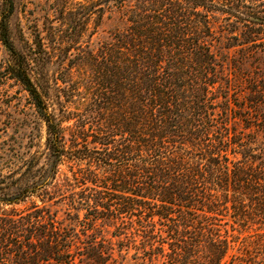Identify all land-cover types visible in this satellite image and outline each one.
Returning <instances> with one entry per match:
<instances>
[{
  "label": "trees",
  "instance_id": "1",
  "mask_svg": "<svg viewBox=\"0 0 264 264\" xmlns=\"http://www.w3.org/2000/svg\"><path fill=\"white\" fill-rule=\"evenodd\" d=\"M18 1H0V90L27 93L46 151L0 169V264H264V143L229 95L264 55V0H85L31 38ZM107 12L128 25L94 51ZM67 160L86 166L60 186Z\"/></svg>",
  "mask_w": 264,
  "mask_h": 264
},
{
  "label": "rangeland",
  "instance_id": "2",
  "mask_svg": "<svg viewBox=\"0 0 264 264\" xmlns=\"http://www.w3.org/2000/svg\"><path fill=\"white\" fill-rule=\"evenodd\" d=\"M82 1L85 0H19L13 24L17 30H22L26 38H31L32 33L36 34L39 30L43 31L44 28L47 29L50 26L48 20L51 23L59 24L57 16L63 11L65 13L70 8L76 7L77 3ZM127 25L128 22L118 13L107 12L96 34L89 40L91 42L90 49L97 51L102 42L109 40L116 30H122ZM16 35L19 37V32ZM249 48L253 55L243 61L242 66L240 65L243 72L236 73L235 69H230L235 82V86H232L229 93L232 102L230 106L234 110L231 113V120L235 130L242 132L247 130L245 127L255 125L259 130L258 132L253 134L249 129L245 132L248 137L257 138L256 140L264 143V80L261 77L264 73V55L256 53L255 48L250 46ZM224 52L228 58L237 59L240 54V47H233ZM3 57L4 52L1 49L0 60ZM50 73L53 79L61 78V72L57 67H51ZM2 84L4 85L0 90V169L6 170L7 159L9 155H13L11 151L14 146H21V151L26 152L27 150L23 146L34 144L33 151L40 153L46 151V127L38 119L27 93L16 81L8 79L2 81ZM57 94L58 90L55 85L54 96ZM253 99H255L254 102H251ZM240 107L242 109H239ZM237 116H243V118H236ZM15 153L18 152L15 151ZM85 166L86 162L67 160L60 167L57 182L60 186L66 185L67 179L72 178L74 172ZM33 200L38 205H42L40 197H34ZM30 204L31 201H27L17 205L16 208L25 210ZM54 204L56 203H52V205ZM52 208L58 210L61 219L67 218L69 220L68 215L65 214L66 207L62 204H56ZM113 231L114 229L111 228L106 235L111 239H116L112 235ZM130 261L131 264L135 263L132 258ZM154 264H161V262L156 261Z\"/></svg>",
  "mask_w": 264,
  "mask_h": 264
}]
</instances>
